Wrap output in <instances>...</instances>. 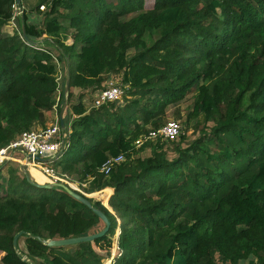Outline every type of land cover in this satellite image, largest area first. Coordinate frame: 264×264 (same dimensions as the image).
<instances>
[{
	"label": "trees",
	"instance_id": "16d2710c",
	"mask_svg": "<svg viewBox=\"0 0 264 264\" xmlns=\"http://www.w3.org/2000/svg\"><path fill=\"white\" fill-rule=\"evenodd\" d=\"M14 5L0 0V149L63 109L65 148L48 164L85 183L87 194L109 190L104 205L89 201L110 228L90 242L43 245L104 225L62 189L37 188L6 162L0 264H104L116 234L111 264H264V0H38L22 8L17 29ZM41 5L48 11L32 20ZM53 60L68 66L67 94ZM117 73L124 103L93 107ZM186 99L185 125L196 120L197 138L180 131L136 147L165 124L168 106ZM120 154L123 162L99 172Z\"/></svg>",
	"mask_w": 264,
	"mask_h": 264
},
{
	"label": "built area",
	"instance_id": "2783aa9c",
	"mask_svg": "<svg viewBox=\"0 0 264 264\" xmlns=\"http://www.w3.org/2000/svg\"><path fill=\"white\" fill-rule=\"evenodd\" d=\"M40 10H45V6L41 5ZM23 13L22 7L13 6V15L10 20V24L17 29V19L21 17ZM122 89L120 86L116 84H104L102 90L95 96L93 107L98 108L103 104L119 102L122 97ZM181 126L176 121H168L163 126L157 129H150L148 132L141 136L136 142V147L141 146L146 141H154L156 139L173 141L180 134ZM63 136L61 134L59 120H57L54 124H51L45 128H38L36 131L25 132L15 141L9 143L8 146L0 149V167L12 160L13 155L16 152H20L26 156V161H30V165L37 168L38 171L46 177L50 183H61L77 193L84 195L88 199L93 198L94 196H98V193L87 194L84 191L86 187L85 183L82 184H72L70 179L66 175H62L57 170H55L50 163L53 159H56L61 151L65 148ZM39 157L44 159L45 161H36L33 158L27 160V156ZM123 156L120 154L116 157H109L103 163L101 168L99 169L100 173L107 175L111 169L123 162ZM106 190L103 191L105 193ZM101 194V193H100ZM99 197V196H98ZM109 197V196H108ZM100 202L102 205L105 203V199H101ZM115 243V248L117 250V254L115 256H119L120 252L117 247V234ZM114 256H111V259L108 260L109 264L112 263Z\"/></svg>",
	"mask_w": 264,
	"mask_h": 264
},
{
	"label": "rangeland",
	"instance_id": "374dc122",
	"mask_svg": "<svg viewBox=\"0 0 264 264\" xmlns=\"http://www.w3.org/2000/svg\"><path fill=\"white\" fill-rule=\"evenodd\" d=\"M37 1L38 0H32V1L30 0L29 1L30 4L25 5L24 9L25 10L33 9V7H34L33 4L37 3ZM47 11H48V8H45V10H42V11L39 8L38 13L41 14V15H44ZM35 12H33V13L36 14ZM60 13L62 15V17L60 16L61 24L64 27L68 28L69 27V19H70L69 15L67 14L68 12L65 9H60ZM63 39L65 40L66 44H71V41L69 39L67 40V38H65V37ZM53 62H54V64L57 63L55 60H53ZM65 77H66V68L64 67V65L62 63L56 64V78H57V80L59 82V85H60L59 88L60 89L63 86ZM106 78H107L106 79V84L112 83V84H116V85L121 87V73L110 74ZM126 89H127V87L124 88V92H123V89H122L123 93H122V97L120 99V103L119 104H123L124 103L125 90ZM80 92H81V90H74L73 91V97H72V100H71V104L76 103L78 95L80 94ZM59 102H60V100H58V103ZM191 106H192V101H190V99L183 100L182 102H180L178 105H175V106H173V105L172 106H168V108L166 109V116H165L166 118L163 121L164 123H167L168 121H176V122H178L180 124V126H181V131L182 132L185 131L188 140H192L193 138H197L199 136L198 130L194 127V125H196V120H190L189 124L187 126L185 125L186 116L191 111ZM57 108L58 107H56V109ZM56 109H53L52 113L47 115V122L45 124L46 125L45 127H48L51 124H54L57 120H59V116L58 115H60V113L58 114ZM177 111H179L180 118L175 119L174 115H175V113ZM65 113H66V116L68 117V114L70 113L69 107L65 110ZM63 116H64V111H63ZM166 146H167L166 148H167V152H168V158L171 159L175 154L172 153V150L170 149V146L168 144ZM149 152L150 151L148 149V150L144 151L143 155L147 156V155H149ZM29 169L30 168H26L25 170L33 178V174L35 173L36 168L35 167L32 168L34 170V172L29 170ZM71 180H72V183L75 184V182H74L75 180L74 179H71ZM91 199H93L94 201H101L98 196H94ZM101 199H103V198H101ZM115 240H116V236H115L113 242ZM114 248H115V243H114V245H113V247H112V249L110 251L109 259H105L104 260V264H109L108 260L111 259V256L115 257V255L117 254V250L116 249L114 250ZM2 255L3 254H0V258H1Z\"/></svg>",
	"mask_w": 264,
	"mask_h": 264
},
{
	"label": "water",
	"instance_id": "95a60500",
	"mask_svg": "<svg viewBox=\"0 0 264 264\" xmlns=\"http://www.w3.org/2000/svg\"><path fill=\"white\" fill-rule=\"evenodd\" d=\"M19 4H20V0H16V5L19 6ZM22 35L24 36L23 28H22ZM31 44L36 45V43H34V42H31ZM68 90H69V71H68V66H67L66 67L65 85H64L65 94H67ZM65 104H66V96L64 98L63 106ZM62 114H63V109H61V111H60V119H59L60 120L59 124H60L61 128L64 127ZM31 158H33L36 161H45L44 159H41L39 157H32L30 155L27 156V160H29ZM20 170L24 173V176H25L27 182H29L30 184H32L33 186H35L37 188L51 189L53 187H56V188L62 189L70 197L77 200L78 202L83 204L85 207H87L89 210H91L92 213L95 214L104 225V227L99 232L91 234V235H86V236H82V237H73V238H67V239H58V240H42L43 245H45L47 247H67V246L76 245V244H80V243L90 242V241L99 239V238H101L107 234V232L109 231V228H110V222H109L108 218L106 217V215L101 210L95 208L91 204V202L89 201V199L87 197L77 193L76 191L72 190L70 187H68L64 184H61V183H54V184L53 183H49V184L36 183L28 177V175L26 174V172L24 171V169L22 167L20 168ZM22 234H23V232L17 233L13 237V241H12L13 248H14L15 252L18 254H19V252H18V248H17V240ZM24 261H27V259L24 258Z\"/></svg>",
	"mask_w": 264,
	"mask_h": 264
},
{
	"label": "crops",
	"instance_id": "0c3cea01",
	"mask_svg": "<svg viewBox=\"0 0 264 264\" xmlns=\"http://www.w3.org/2000/svg\"><path fill=\"white\" fill-rule=\"evenodd\" d=\"M30 0H21V3H22V8L24 9V6L25 5H28V4H30V2H29ZM32 1V0H31ZM35 2V1H34ZM38 2V1H37ZM36 4L37 3H34L33 4V6L34 7H36ZM33 7V8H34ZM29 9V8H28ZM25 10V9H24ZM30 10V9H29ZM26 12L28 11V10H25ZM36 14H34V13H31L30 14V18L32 19V20H37L38 22H41L42 21V18H43V15H41V14H39L38 13V11H36L35 12ZM43 14V13H42ZM16 24H17V27H18V23L16 22ZM3 31L4 32H6V33H8V28L7 27H4L3 28ZM44 45V44H43ZM59 119H60V115H59ZM62 119H63V114H62ZM8 164H10V165H12L14 168H17V169H19V171L21 172V173H23L21 170H20V168L22 167L23 169H24V171L26 172V168H30L29 170H31V171H33L34 172V170L32 169L33 168V166H31L30 165V161L29 162H27L26 161V156L24 155V154H22V153H20V152H16L14 155H13V158H12V160H10L9 162H7ZM24 174V173H23ZM26 174L28 175V177L32 180V181H35L36 183H39V184H49L50 182H49V180L46 178V177H44L39 171H38V169L36 168V171H35V173L33 174V178H32V176L30 175V174H28L27 172H26ZM71 180V179H70ZM71 183H72V180L70 181ZM75 182V184H78L76 181H74ZM72 184H74V183H72Z\"/></svg>",
	"mask_w": 264,
	"mask_h": 264
},
{
	"label": "bare ground",
	"instance_id": "6f19581e",
	"mask_svg": "<svg viewBox=\"0 0 264 264\" xmlns=\"http://www.w3.org/2000/svg\"><path fill=\"white\" fill-rule=\"evenodd\" d=\"M108 192H109V190H106L105 191V193L104 194H102L101 196H99V197H102V196H104L105 198H108Z\"/></svg>",
	"mask_w": 264,
	"mask_h": 264
}]
</instances>
